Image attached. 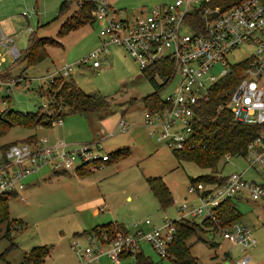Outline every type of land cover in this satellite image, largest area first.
<instances>
[{"label": "rangeland", "instance_id": "obj_1", "mask_svg": "<svg viewBox=\"0 0 264 264\" xmlns=\"http://www.w3.org/2000/svg\"><path fill=\"white\" fill-rule=\"evenodd\" d=\"M62 1L0 0V36L12 38L19 53L27 49L31 34L55 38L61 43L48 46L45 59L26 67L19 57L12 58L7 54L0 39V55L6 58L0 65V72L9 70L12 76L9 79L21 78L11 86L8 99H0V110L10 107L35 112L40 108L38 113L41 114L40 123L32 127L12 126L0 136V179L6 169H16L13 164L4 169L8 165L6 148L12 143L46 139V145L62 142L69 150L92 144L94 154L107 155L109 161L83 174L76 170L55 173L49 167H43L24 179L20 195L14 194L7 202L8 216L15 220L8 236H5L6 221L0 222V264H22L24 254L35 246L50 248L43 264H86L80 256L86 248L92 256H98L94 264H127L133 261L132 258L114 260L108 254L113 239L126 234L115 223L132 235L137 227L148 232L151 228L145 224L147 220L156 227L162 226L164 220L178 221L181 204L198 201L196 194L188 192L191 178L211 173L213 169L201 168L190 161L178 162L173 150L156 139L153 128L146 125L143 117V98L156 90L137 64L124 51L115 49L116 45L99 55L100 67L74 65L71 75L66 78L85 93L103 98L106 101L104 108L81 114L68 112L60 101L50 105L52 94L47 95L51 88L49 74L56 73L63 65L74 64L94 50L99 44L101 27L94 21L58 38L57 32L65 17L79 15L78 5L72 0L66 15L58 16ZM161 1L165 0H104L116 19H133ZM251 52L250 45L242 46L229 61L244 60ZM154 81L162 83L158 76ZM177 81L174 77L160 88L158 96L164 97L172 91ZM3 92L0 90V97ZM60 112L65 115L60 123H55ZM51 119L50 126L43 125ZM120 119L130 124L128 130H115ZM113 130L109 136L108 132ZM123 149L126 150L124 155L118 158L112 155ZM246 167L243 157L233 156L221 160L214 171L227 176ZM245 176L256 179L250 170ZM149 177H162L174 200L170 206L160 208L148 185ZM234 204L240 213L237 222L251 229L256 245L243 253L239 246L223 239L212 228L192 226L193 234L187 245L198 264H236L244 254L250 257L249 264H264V205L244 196ZM194 220L201 222L203 217ZM106 223L114 224L91 233L93 228ZM11 242L15 246L8 250ZM141 249L154 262L173 264L170 260L160 259L147 244H142Z\"/></svg>", "mask_w": 264, "mask_h": 264}, {"label": "built area", "instance_id": "obj_2", "mask_svg": "<svg viewBox=\"0 0 264 264\" xmlns=\"http://www.w3.org/2000/svg\"><path fill=\"white\" fill-rule=\"evenodd\" d=\"M95 2L92 15L101 26L100 43L74 64L63 65L48 77L51 81L57 76L67 78L74 65L99 67V55L107 52L111 45L122 47L139 69L153 73V79L158 76L162 84L169 76L162 74L170 72L171 77L165 85L177 77L176 86L160 97L161 107H145L143 117L146 125L153 128L156 139L172 150H181L191 142L194 120L201 118L202 105L209 102L216 86L223 83L232 87L223 93L224 100L218 104L216 112L228 109L236 121L262 127L241 156L247 167L225 176L220 184L192 182L188 192L196 194L198 201L183 202L178 212L181 213L179 220L197 217L208 220L212 230L246 253L256 245L251 229L237 221L224 223L219 209L225 200L234 202L243 196L264 205V0H165L133 19H116L108 3ZM0 39L9 56H20L12 38L1 34ZM249 45L252 52L247 58L231 60L238 49ZM3 60L0 55V63ZM20 81L21 78H0L3 95ZM60 122L61 119L55 121ZM129 127V123L120 119L115 130L126 131ZM46 142L42 139L8 147L5 152L8 165L4 169L10 164L16 169L5 170L0 179V194H19L24 187L23 180L43 167L54 172L74 171L82 166L94 170L108 161L107 155L94 154L92 144L69 150L65 143L46 145ZM229 158L227 155L226 160ZM247 170L256 179L247 178ZM145 224L151 228L148 232L137 227L132 235H117L108 251L110 257L118 260L126 255L133 260L127 264H134L137 252L142 251L141 245L147 244L160 259L172 260L174 222L164 220L160 227L151 225L149 220ZM80 256L86 264H94L98 258L91 255L89 248ZM250 261L244 254L236 264H249Z\"/></svg>", "mask_w": 264, "mask_h": 264}, {"label": "trees", "instance_id": "obj_3", "mask_svg": "<svg viewBox=\"0 0 264 264\" xmlns=\"http://www.w3.org/2000/svg\"><path fill=\"white\" fill-rule=\"evenodd\" d=\"M74 2L76 6L78 5L79 15L65 17L58 29V38L82 25L94 22L92 12L96 9V2L92 0H74ZM72 3V0H63L58 8V16H65ZM224 7L226 6L224 5ZM59 45H61V43L55 38L39 37L31 34L28 39L27 49L20 52L19 58L22 62H24L26 67L32 66L48 56V46ZM144 74L156 90L154 93L143 98L145 107H161L163 101L158 96V90L162 88L166 81L171 77L170 72L162 74L165 75V77L169 75L163 84H157L154 81L153 73L144 72ZM10 76L11 74L9 70L6 72H0V78L2 79L10 78ZM238 79H240V76L239 78L237 77V82ZM234 83L236 84V81ZM230 89H232V87L229 88L223 83L216 86L209 102L202 105L200 111L201 118H195L194 120V132L191 135V142L181 150L172 151L173 156L178 162L190 161L201 168L213 169L211 173L191 178V183L201 181L205 184H220L224 180L225 175H222L220 171H214L217 169L218 163L226 158L227 155L230 157H239L244 155L247 144L255 139L262 129L261 125L236 121L228 109H222L219 112H216L218 104L224 100V97H222L223 93L226 90L230 91ZM47 93V95L50 93L52 94V101L50 102V105H55L56 101H60L63 106L68 108L67 111L71 113H92L106 106V101L103 98L85 93L73 82L61 76L53 78L51 81V88L47 91ZM4 98L8 99V96L0 97V99L6 100ZM38 110L35 112H22L10 107H5L0 110V136L6 134L8 129L12 126L18 125L32 127V125L40 123L39 115L41 114L38 113ZM64 115L65 113L60 112V114H57L56 116H59V119H63ZM51 122L52 119L49 120V122H44L45 124L43 125L50 126ZM12 144H8L7 146L9 147ZM5 146L6 145L1 146L2 152ZM125 153L126 150L123 149L114 151L112 155L115 158H118ZM76 171L79 174H83L86 171H89V169L88 167L82 166L77 168ZM147 182L150 190L156 197L160 208L164 209L173 203L174 200L172 194L162 177H149L147 178ZM14 194V192L0 194V222L6 221L5 236L10 234L11 229H13L12 226L15 223V220H10L7 208V202ZM219 210L224 223L237 221L240 217V213L237 208L234 207V202L231 199L225 200ZM173 222L175 224L176 232L170 247L174 257L170 261L173 264H198L197 259L190 253V247L187 245V240L189 236L193 234L192 226L206 225L211 228L212 224L206 219H203L201 222H197L194 219L188 218ZM111 224L114 223H106L93 228L91 233L95 232L97 228L110 226ZM115 225L121 232L125 231L127 233L126 229L122 225L118 223H115ZM14 246L15 244L11 242L8 250ZM49 254L50 248L47 246H35L29 252L24 254L22 264H43L44 259ZM122 257L128 256L123 255ZM134 264H160V262L152 261L150 256L144 254L143 251H139L135 256Z\"/></svg>", "mask_w": 264, "mask_h": 264}, {"label": "crops", "instance_id": "obj_4", "mask_svg": "<svg viewBox=\"0 0 264 264\" xmlns=\"http://www.w3.org/2000/svg\"><path fill=\"white\" fill-rule=\"evenodd\" d=\"M99 43H100V39H99ZM114 47V46H113ZM115 49H121L122 51H124L125 52V50L122 48V47H120V46H115ZM126 53V52H125ZM127 54V53H126ZM128 55V54H127ZM3 56V55H2ZM129 56V55H128ZM130 57V56H129ZM111 58H112V56H111ZM110 58V59H111ZM131 58V57H130ZM3 62H1L0 63V65L2 64V63H4L5 61H6V58H5V56H3ZM132 59V58H131ZM133 60V59H132ZM101 65V64H100ZM100 67V66H99ZM98 68V67H97ZM94 69H96V68H94ZM5 96H7V95H1V97H5ZM62 120V119H61ZM61 172H66V171H61ZM55 173H57V172H55ZM19 195H20V193H19Z\"/></svg>", "mask_w": 264, "mask_h": 264}]
</instances>
